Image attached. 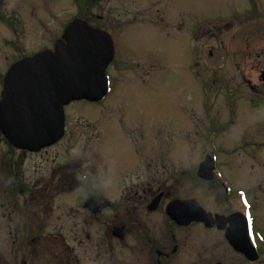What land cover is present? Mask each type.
<instances>
[{
    "label": "rangeland",
    "instance_id": "1",
    "mask_svg": "<svg viewBox=\"0 0 264 264\" xmlns=\"http://www.w3.org/2000/svg\"><path fill=\"white\" fill-rule=\"evenodd\" d=\"M0 2L22 3V10L29 21H38L39 47L47 42L48 25H55L57 40L64 27L74 18L87 20L98 30L105 26L107 16L115 18L119 23L122 21L121 28L125 22H130L118 34L119 46L126 50H120L119 55L122 56L115 59L108 71L112 81L110 93L100 105L79 101L72 102L67 107V142L64 139L49 151L52 156H56L57 165L60 167H52L50 161L45 163L52 168L36 167L35 156L24 155L22 158L20 169L26 179L23 183L24 188L36 185L41 190L43 187L52 189L53 186L60 185L56 192L64 189V195H59L56 202L57 226L64 224L67 213L65 209L69 205L80 206V200H76L79 196L75 195L86 189V182L79 175L86 174L85 169H91V165L94 171L97 166L96 172L103 173L102 186L93 182L87 185L91 187V192L104 194L111 202L110 205H104L106 210L102 212L105 217L108 216L106 220L110 225L102 226L93 222L87 226L80 224L88 231L80 236L83 239L90 231L93 240L112 241L109 233L113 224V211L119 209L122 213L125 207L136 208L138 211L143 208L133 201L131 203L122 198L126 190L134 191L128 175L136 174L148 181L151 179L159 181L156 185H164L170 192V199L185 200L196 197L202 202L214 205L212 201L214 195L209 184L197 181L192 173V167L199 154V147L201 146V151L204 150L208 139L212 138L213 130L211 132L210 125L227 120L230 112H235L237 116L264 112V87L260 83L261 71L257 65L264 51V0H163V8L157 6L152 9L147 2L153 4L157 0H0ZM13 6L20 8L21 5ZM156 8L160 9L158 15L166 13L169 20L178 12L184 13L185 17L182 19L184 36L176 35L169 30L164 31L159 27L132 23L134 16H137L136 21L148 23V17L155 15ZM197 21L199 34L194 37L196 39L198 35V41H191V44L199 47L197 54L199 59L194 60L187 32L192 29L195 31ZM177 23H167L165 26L173 29ZM107 29L111 30L110 27ZM117 30L118 28L114 30L113 35L118 32ZM208 52L212 53L211 57H206ZM257 55H260V58ZM132 60H141L152 65L151 71L142 72L147 73V76L141 77L137 74L144 81L140 82L132 77L131 71L123 69L125 66L129 68ZM193 60L198 63L196 67L190 66ZM224 137L222 132L216 139L221 146ZM196 142L200 144L197 145ZM227 153L231 154L228 150ZM17 154L18 152L12 154L8 149V157L4 158L5 163L11 155L15 158ZM86 154L89 157L87 161ZM235 154L236 156L225 159L251 160L250 151L236 150ZM220 158L224 159L223 156ZM83 160L87 167L82 163ZM97 162L103 165H97ZM148 162L151 166L147 164ZM148 165L150 168H147ZM163 166L168 171L163 172ZM65 176L67 181L64 180ZM163 182L165 183L162 184ZM11 191L7 186L8 201H17V197L10 193ZM69 197L72 199L67 202ZM161 206L166 207L163 204ZM257 216L264 231V206L258 211ZM73 218L74 220L71 219L69 223L78 225L89 217ZM150 219L146 236L155 234L158 239L160 234L161 237L166 236L167 233L164 231L166 220L162 211L159 209ZM23 228L18 229L26 240L34 232L33 220L28 215L23 219ZM0 235L6 236L4 232ZM210 235L215 241L214 244L204 241L196 243L203 257L200 260L204 264H214L212 260L219 257L223 259L221 255L226 256L228 249L223 236L217 233ZM187 236L181 235L184 240ZM73 237L74 233H67V238ZM190 240L196 241V238ZM153 244V248L159 247ZM200 245L208 251L202 252ZM213 246L216 248V257L210 260ZM182 249L186 253L189 250ZM181 252L175 260H170L169 264H189L187 259L191 258L186 255L181 259ZM227 256L230 257L231 264H244L240 256L234 253ZM257 264H264V256Z\"/></svg>",
    "mask_w": 264,
    "mask_h": 264
},
{
    "label": "flooded vegetation",
    "instance_id": "2",
    "mask_svg": "<svg viewBox=\"0 0 264 264\" xmlns=\"http://www.w3.org/2000/svg\"><path fill=\"white\" fill-rule=\"evenodd\" d=\"M162 2L163 0H157L153 4L147 2V5L150 9L157 6L163 8L164 3ZM13 4H20L21 6L19 8L13 6ZM159 10V8H156L155 15L148 17L149 24L136 21L137 16L133 17L132 23L147 27L149 25L151 27H159L164 31L169 30L171 33L184 36L183 31L185 30H183L182 19L185 14L178 12L174 18L169 20L166 13L158 15L160 13ZM24 14L26 15L22 10V3L0 2V99L4 91L5 80L11 69L24 59L31 58L40 52L53 51L56 42L62 38L67 26L62 30L60 38L55 40V25H48L46 32L47 42L42 47H39L38 21L30 22ZM187 17L190 16L187 15ZM105 18L106 24L100 27L99 30L109 34L112 38L114 59L111 65H113L115 59L122 56L119 55L120 50H126L123 46H119L120 38H118V34L130 22H125L123 28H121L122 21L119 23L115 18L109 16ZM117 19L119 18L117 17ZM81 20L92 26L87 20ZM178 21L181 22L180 25ZM173 22H178L174 26V30L165 26V24ZM255 22L257 23L258 21ZM107 27H110L111 30H108ZM255 27L257 28L258 25H255ZM117 28L118 32L113 35L114 30ZM194 28L195 31L192 29L187 32L189 34H186L192 46V57L195 60L199 57L197 56L199 47H194L191 41H198V35L196 39L194 37L199 34L198 21L195 22ZM261 55V61L258 60L257 65L261 71L260 83L264 87V51ZM211 56V52L206 55V57ZM257 56L260 58V55ZM194 60L190 64L192 67L198 65ZM132 62L129 68L125 66L123 69L131 71L133 78L135 77L140 82L144 81L141 77H145L148 74H142V72L151 71L152 65L141 60H132ZM148 65L150 67H147ZM257 105L258 103H256ZM69 106H63L64 129L60 141L65 139L67 142L66 121L67 107ZM262 114L264 112L261 111V113H244L237 116L235 112H230L227 120L224 119L219 121L218 124L213 123L210 125L211 132L213 130L212 138L208 139L204 150L201 151V146L199 147V154L193 163L192 173L197 181L209 184V188L214 195V198H212L214 205L210 202H202L196 197L185 200H195L205 212L210 214L213 220L211 226L207 227L201 222L178 225L168 216L166 207L170 202L179 199H170V192L166 190L165 186L156 185L159 181L157 182L153 179L148 181L134 174L127 176L129 181H132L130 185L131 188H134L132 189L134 191L127 192L126 190L122 198L127 199L131 203L133 201L136 205H140L143 208L138 211L136 208L125 207L122 213L119 212V209L118 211H113V224L109 233L112 241L107 242L104 240H93L90 231L86 233L85 239L80 238L83 232H88L80 224L87 226L93 222L102 226L110 225L109 221L106 220L108 216L105 217L102 212L106 210L104 205H110L111 202L104 197V194L91 192V187L87 185V183L93 182L102 186L103 173L99 172V174L96 172L98 167L96 166L94 171L93 165H91V169H85L86 174L79 175L86 182L85 193L81 191L83 194H80V192L75 195L79 196L76 200H80V206L73 207L69 205L65 209L67 213L65 214L64 224L57 226L55 218L56 202L59 195H64V189L56 192L60 185L53 186L52 189L43 187L41 190L36 185L31 188H24L23 183L26 179L20 169V165L23 162L22 158L26 155L35 156L34 166L36 167H60L59 164L57 165L56 156H52L49 152L60 141L53 146L29 152L14 146L12 136L8 134L5 128H0V233L4 232L6 235H0V264H169L170 260H175L181 251V259L186 255L191 258V260L187 259L189 264H204L200 260L203 257L198 247H196V243L204 241L214 244L215 241L210 234L214 235L216 233L224 237L228 249H226V256L221 255L223 259L219 257L216 260H212L214 264H231L230 257L227 256L231 253L240 256L244 264H257L261 257L264 256V231L257 216L258 211L264 206V117H262ZM234 128L235 130L233 131ZM222 132L225 137L222 138L221 146L216 139L220 137ZM196 144L199 145L200 143L196 142ZM8 149L12 154L14 152H18V154L15 158L14 155H11L12 157L10 156L5 163L4 158L8 157ZM227 150L231 154L227 153ZM236 150L250 151L251 160L225 159L236 156ZM220 156H223L225 160H222ZM247 156L246 153L245 157ZM207 157H210L211 163L209 172L206 174L207 179L205 180L200 177V167ZM87 158L89 157L86 154L85 160ZM92 158L94 159L93 153ZM46 161H50L53 164L52 167L45 163ZM82 163L86 164L85 167H87V163L84 160ZM98 164L102 163L97 162ZM147 164L150 165L149 162ZM149 165L147 168H150L151 165ZM162 168L163 172L168 171L164 166ZM94 174L95 176H93ZM64 180L67 181V176H65ZM69 185L73 186V184ZM7 186L12 190L10 193L17 197V201H8ZM96 189L93 190L96 191ZM212 193H210L211 197ZM157 196L160 197L158 206L154 210H149L148 206ZM70 198L72 199V197L67 198V202ZM87 200L91 201L88 202ZM75 203L76 201L73 202V204ZM102 203L104 204L103 206ZM162 204L166 205V207L161 206ZM216 207L217 210H215ZM159 209L164 214L166 220L164 231L167 233L163 237L160 234L158 236L160 239L155 234L146 236L151 223L150 217L156 214ZM26 215L33 220L34 232L25 240L20 235L19 229H24L23 219ZM76 216L89 218L82 220L78 225H71L69 222L74 220L73 217ZM217 218L221 219L217 220ZM114 220H116L115 223ZM63 232L65 235H63ZM67 233H74V237L67 238ZM183 234L188 235L185 240L181 237ZM191 238H196V241H191ZM153 243L159 247L153 248ZM200 247L202 252L208 251L204 246L200 245ZM182 248L185 250L188 248L189 250L186 253ZM210 254V260L216 257L215 246H213Z\"/></svg>",
    "mask_w": 264,
    "mask_h": 264
},
{
    "label": "water",
    "instance_id": "3",
    "mask_svg": "<svg viewBox=\"0 0 264 264\" xmlns=\"http://www.w3.org/2000/svg\"><path fill=\"white\" fill-rule=\"evenodd\" d=\"M112 58L113 45L106 33L73 20L54 51L39 53L11 69L0 100V128L12 136L14 146L30 152L57 142L63 134L64 105L80 100L96 103L107 94L106 68ZM209 165L208 158L201 164V178L207 179ZM166 211L178 225L213 224L194 200L173 201Z\"/></svg>",
    "mask_w": 264,
    "mask_h": 264
},
{
    "label": "bare ground",
    "instance_id": "4",
    "mask_svg": "<svg viewBox=\"0 0 264 264\" xmlns=\"http://www.w3.org/2000/svg\"><path fill=\"white\" fill-rule=\"evenodd\" d=\"M88 202H90L91 200H87Z\"/></svg>",
    "mask_w": 264,
    "mask_h": 264
}]
</instances>
